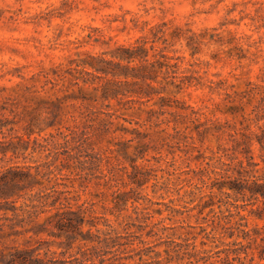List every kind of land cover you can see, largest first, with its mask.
I'll use <instances>...</instances> for the list:
<instances>
[{
  "label": "rangeland",
  "instance_id": "obj_1",
  "mask_svg": "<svg viewBox=\"0 0 264 264\" xmlns=\"http://www.w3.org/2000/svg\"><path fill=\"white\" fill-rule=\"evenodd\" d=\"M217 3L223 16L200 25L182 18L163 0L152 6L141 0L135 9L107 0H15L14 4L0 7V107L14 104L20 112L15 129L4 127V133H0V139L12 136L15 142L19 141L17 153H0V175L8 167L32 172L37 165L47 169L51 158L47 157L48 150L40 149L33 139L42 141L56 129L46 127L30 135L25 130L29 123L38 120L43 126L50 122V104L44 101H50L56 93L51 83L43 85V74L53 75V67L95 71L84 61L92 60L91 56L112 59L111 53L118 45L136 42L145 43L148 62L160 54L173 56L170 61L176 66H171L167 74L161 68L154 79L101 71H95L99 75L95 76L77 69L76 74L81 76L79 85L84 93L93 95L89 94L90 101H85L87 108L81 100H67L61 109L63 126L75 125L81 118L79 126L91 134L89 152L103 156L101 170L107 172V167L115 166V186L99 184L97 181L102 179L92 176L83 185L78 180L73 186L55 185L72 190H64L57 202L88 206L90 213L97 216L98 227L119 235L120 242H129L116 251L114 264H145L144 260L156 257L155 252L165 256L174 241L188 242L190 249L211 255L213 264H228V258L234 256V237H203L220 234L210 220L212 215L238 210L233 220L243 215L249 227L264 225V211L261 217L256 215L262 202L239 200L237 209L224 202L204 206L211 190L209 175L217 166L213 151L229 137L230 131L225 127L220 141L216 125L234 121L220 110L218 103L223 101L227 87L242 89L248 81L264 84V0H238L231 6L222 0ZM215 11L214 6L202 14L210 17ZM182 75L195 78L178 87ZM196 77L202 84H197ZM146 83L152 88L146 87L144 92L140 85ZM105 86H118L122 93L103 97L101 88ZM160 96H170L171 100ZM165 101L169 104H161ZM8 112L3 108L0 115H9ZM105 119L111 122L105 125ZM116 148L124 150L110 152ZM252 148L255 159L261 161L256 142ZM59 174L71 175L65 169ZM52 184L35 185L25 193L20 191L7 200L0 199V217L14 216L11 206L30 202V194L46 195ZM118 188L116 197L121 202H113L112 191ZM63 196L69 198L68 202ZM16 213L22 214V210ZM105 218L111 227L105 225ZM39 238L43 241L36 244H41V253L67 257L79 250L77 243L67 249L64 244H48L46 240L52 237L47 234ZM29 239L26 234L19 241L29 243ZM202 240L207 243L201 244ZM92 244L96 243L86 242L82 248L90 254ZM142 249L150 250L151 256L140 259L137 252ZM112 255L110 252L105 256Z\"/></svg>",
  "mask_w": 264,
  "mask_h": 264
},
{
  "label": "trees",
  "instance_id": "obj_2",
  "mask_svg": "<svg viewBox=\"0 0 264 264\" xmlns=\"http://www.w3.org/2000/svg\"><path fill=\"white\" fill-rule=\"evenodd\" d=\"M111 54L112 59L91 56L92 60L89 62L85 60L84 63H88L95 71H101L104 74H120L125 77H142L144 79H154V75L161 68H164L163 72L167 74L171 66H176L175 62L170 61L173 56L167 54H160L159 57L148 62L144 42H136L131 45L120 44ZM147 64H150V67ZM77 69L99 76L95 71L78 67H53V75L50 76L49 72L43 74L45 77L43 85L51 83V88L56 93L53 99L44 101L50 104V108L47 110L50 122L43 126L38 120L26 126L25 131L28 135L34 131L41 132L46 127L56 129V132H50L49 136L43 137L42 141L37 138L33 139L40 149L48 150L47 157L51 158L46 164L47 169L43 170L39 168L40 165H37L35 171L32 172L30 169L15 170L8 167L0 175V199L6 200L17 195L20 191L25 193L27 189L33 188L35 185L54 183L46 195L30 194V202L25 201L19 207L11 206L14 216L0 217V264H114L113 259L116 251H119L120 246L124 243H129L117 240L120 236L112 235L111 230H102L98 227L97 216L90 213L91 209L88 206L74 207L70 203L57 202L62 198L64 190H72L59 189L55 185L73 186L77 180L81 182L80 185H83L84 181H91L92 176L102 179V182L97 181L99 184L115 186L113 182L115 166L107 167V172L101 170L103 156L98 152H89L88 148L92 147V140L89 137L91 134L79 126L81 118L75 125H62L61 109L64 102L81 100L82 106L87 108L88 104H85V101H90L89 94L93 95L84 93L83 86L79 85L81 76L76 74ZM193 77L195 78V76L182 75L176 86L182 87L184 84H190ZM81 79L84 83L87 82L85 78ZM196 79L198 80L197 84H202L197 77ZM146 87L152 88V85L150 83L140 85V89L144 92ZM94 89L99 88L95 87ZM101 89L102 96L106 98L117 97L119 93H122L118 86L115 88L105 86ZM160 97L162 100L166 98L171 100L170 96ZM161 104L169 103L165 101ZM220 106L222 107L220 110L230 114L234 121L227 124L220 122L216 125L220 141L226 132L225 127L230 128V131H227L229 137L219 142L217 149L213 151L217 166L211 169L213 174L209 175L208 185L211 190L207 193L209 199L204 201V206L213 205L215 202H224V204L233 205L237 209L239 200L262 202L260 211L256 212V215L261 217L262 211H264V84L248 81L242 89L228 90L227 87L223 101L218 103V107ZM3 108L8 109V114L11 116L0 115V133H4V127L9 130L15 129V124L20 121V119H16L20 115L16 105L12 104L7 107L3 104L0 110ZM195 112L193 110L194 114ZM82 114L83 112L80 115ZM71 115L73 118L76 116L75 114ZM109 122L111 121L105 119L104 124ZM58 138L61 140L56 141ZM18 142H15L12 136L10 139H0V153L5 155L9 150L17 153ZM255 142L258 145V156L261 161L256 160L253 153L252 145ZM123 150L124 148H116V150L110 149V152L122 153ZM106 157H110V155L106 154ZM51 165L54 167L51 168ZM62 169L67 170L71 175H60ZM98 169L100 172H96ZM51 173L54 176H51ZM59 179H62L61 182ZM119 191L120 188L112 191L115 196L111 201L121 202L116 197ZM63 197L68 202L69 198ZM215 198H218V201H214ZM17 210H22V214L16 213ZM41 213L46 214L41 217ZM238 213V210L235 213L229 209V214L212 215L210 220L215 223L214 227L219 229L220 234L216 236L208 233L203 237L208 239L211 237L218 239L234 237L232 243L235 246L231 250L234 256L230 258L227 255L229 257L228 264H261L260 262L264 261V225L249 227L247 222L243 221L245 218L243 215L233 220L232 217ZM105 225L111 227L107 219ZM26 234L30 238L28 241H32L21 243L19 241L21 235L26 236ZM41 234L52 237L50 241L46 240L48 244H64L69 249L77 243L79 250L67 257L41 253V244H36L43 241L39 238ZM86 242L96 243L89 246L92 249L90 254L85 248H82ZM174 242L175 244L170 249L165 250V256H160V252H155V258L144 260L143 263L213 264V261L210 260L211 255H202L198 251L190 249L188 242ZM206 243L205 240L201 241L203 245ZM110 252H113L112 256H105ZM150 252V250L142 249L137 253L142 257L140 259H143V255L151 256Z\"/></svg>",
  "mask_w": 264,
  "mask_h": 264
},
{
  "label": "clouds",
  "instance_id": "obj_3",
  "mask_svg": "<svg viewBox=\"0 0 264 264\" xmlns=\"http://www.w3.org/2000/svg\"><path fill=\"white\" fill-rule=\"evenodd\" d=\"M25 3L28 0H24ZM110 4H115L117 6H124L126 8L135 9L138 3H141V0H107ZM148 6H152L154 3H158L159 0H144ZM238 0H222V3L227 6H231L233 3H237ZM7 4H14L15 0H0V7H3ZM163 3L169 7L175 8L176 12L180 14L182 18L194 20L197 25H200L201 22L208 23L209 20H215L223 16V12L220 11V6L217 3V0H163ZM216 7V11L212 12V15L206 16L203 15L204 10L211 11L213 7ZM192 14L189 16V14Z\"/></svg>",
  "mask_w": 264,
  "mask_h": 264
}]
</instances>
